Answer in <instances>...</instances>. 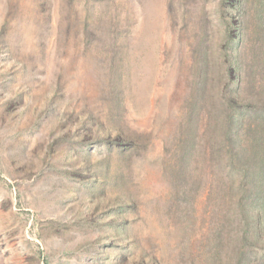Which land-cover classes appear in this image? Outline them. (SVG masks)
<instances>
[{"label": "rangeland", "instance_id": "rangeland-1", "mask_svg": "<svg viewBox=\"0 0 264 264\" xmlns=\"http://www.w3.org/2000/svg\"><path fill=\"white\" fill-rule=\"evenodd\" d=\"M238 3L0 0V264H207L194 68L230 55Z\"/></svg>", "mask_w": 264, "mask_h": 264}, {"label": "trees", "instance_id": "trees-1", "mask_svg": "<svg viewBox=\"0 0 264 264\" xmlns=\"http://www.w3.org/2000/svg\"><path fill=\"white\" fill-rule=\"evenodd\" d=\"M238 9L230 55L216 57L203 45L194 68L191 115L199 130L187 136L183 167L186 177L208 179L218 219L207 264H224L234 243L237 257L243 243L252 263L264 257V0H239Z\"/></svg>", "mask_w": 264, "mask_h": 264}]
</instances>
